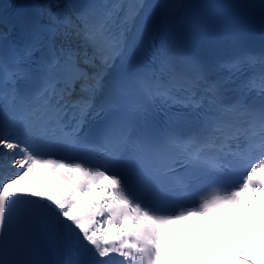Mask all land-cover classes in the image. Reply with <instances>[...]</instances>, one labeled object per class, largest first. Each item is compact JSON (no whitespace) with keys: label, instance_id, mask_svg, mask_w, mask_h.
<instances>
[{"label":"snow or ice","instance_id":"snow-or-ice-1","mask_svg":"<svg viewBox=\"0 0 264 264\" xmlns=\"http://www.w3.org/2000/svg\"><path fill=\"white\" fill-rule=\"evenodd\" d=\"M21 7L20 38L0 32V149L18 151L0 175V264H156L165 226L264 194V52L240 22L186 0ZM254 154L237 187L167 209Z\"/></svg>","mask_w":264,"mask_h":264},{"label":"bare ground","instance_id":"bare-ground-1","mask_svg":"<svg viewBox=\"0 0 264 264\" xmlns=\"http://www.w3.org/2000/svg\"><path fill=\"white\" fill-rule=\"evenodd\" d=\"M2 155V152H0V156ZM1 160V159H0ZM243 257H246L247 259L251 260L253 264H264V251L260 252L259 258H254L250 253H243ZM229 264H245L244 259H242L241 256H235L232 260H230Z\"/></svg>","mask_w":264,"mask_h":264}]
</instances>
